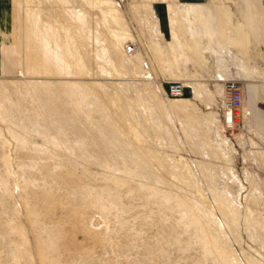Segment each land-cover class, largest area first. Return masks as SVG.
Listing matches in <instances>:
<instances>
[{
	"label": "rangeland",
	"instance_id": "obj_1",
	"mask_svg": "<svg viewBox=\"0 0 264 264\" xmlns=\"http://www.w3.org/2000/svg\"><path fill=\"white\" fill-rule=\"evenodd\" d=\"M180 1L18 0V70L0 74V264H264V131L249 110L252 87L264 108V48L209 39L191 14L211 1ZM232 76L243 105L228 118Z\"/></svg>",
	"mask_w": 264,
	"mask_h": 264
},
{
	"label": "crops",
	"instance_id": "obj_2",
	"mask_svg": "<svg viewBox=\"0 0 264 264\" xmlns=\"http://www.w3.org/2000/svg\"><path fill=\"white\" fill-rule=\"evenodd\" d=\"M184 1H200L188 2L194 4L205 3V0ZM184 1L180 2L182 3ZM210 1L214 7H206L205 9L196 8L194 13L191 14V16H203L205 18V30L203 35H206L209 39L212 35L220 36L221 38L227 37L233 45L242 42L244 39H250L255 46L264 48V0ZM219 4H224L226 9L220 8ZM17 6L18 0H0V74H11L18 70L17 63L18 58L20 57V49L17 32L18 22L15 13V7ZM218 12H222L223 15H226L229 18H231V14L234 16L236 25L233 35L224 34L223 26H221V24L218 26V23H220L217 17ZM196 39L200 40V37ZM217 45H219L218 47H222L221 42H217ZM203 46L204 48H208V46L204 44ZM209 51L212 53H220L222 56V52H219L217 48L211 47ZM213 61L215 62V60ZM221 68L214 69L216 70L215 74L218 76L222 74L220 71ZM245 71L249 74L248 76L256 74V71L253 68H247ZM232 77L239 79V77ZM252 90L253 94L251 102L249 103V110L252 114L256 127H258L261 131H264V108L258 105L261 95L257 92L256 88L252 87ZM246 112L247 110L244 108V113Z\"/></svg>",
	"mask_w": 264,
	"mask_h": 264
},
{
	"label": "built area",
	"instance_id": "obj_3",
	"mask_svg": "<svg viewBox=\"0 0 264 264\" xmlns=\"http://www.w3.org/2000/svg\"><path fill=\"white\" fill-rule=\"evenodd\" d=\"M224 89L226 90V107L233 109H242L243 105V89L238 79L230 77L225 79ZM182 84L177 81H171L164 89L165 94L171 96H179L182 94Z\"/></svg>",
	"mask_w": 264,
	"mask_h": 264
},
{
	"label": "bare ground",
	"instance_id": "obj_4",
	"mask_svg": "<svg viewBox=\"0 0 264 264\" xmlns=\"http://www.w3.org/2000/svg\"><path fill=\"white\" fill-rule=\"evenodd\" d=\"M223 85H224V84H223ZM225 110L227 111L226 116H227L228 118H230L231 115H232V110H231L230 108H227V107H226ZM228 122H229V121H228Z\"/></svg>",
	"mask_w": 264,
	"mask_h": 264
}]
</instances>
